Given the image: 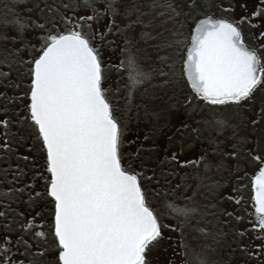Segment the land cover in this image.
Listing matches in <instances>:
<instances>
[{
	"label": "snow or ice",
	"instance_id": "snow-or-ice-1",
	"mask_svg": "<svg viewBox=\"0 0 264 264\" xmlns=\"http://www.w3.org/2000/svg\"><path fill=\"white\" fill-rule=\"evenodd\" d=\"M84 3L92 14L81 16V20L101 18L100 10L91 0ZM240 6L247 10L245 0H241ZM150 7L167 9L168 19L178 25L173 33L177 35L185 29L188 15L203 9L204 0H164V3L152 0ZM107 9L116 14L113 0H109ZM252 15H264V10L253 9ZM244 19L247 17L233 22L207 16L190 26L181 74L194 97L207 105H232L239 109L254 104L257 91L264 92V60L243 39L239 24ZM141 22L138 16L133 23ZM16 23L23 32L26 25L19 20ZM259 36L264 39V32ZM95 38V33L89 36L81 25L49 32L32 56L28 70L30 82L25 93L28 114L24 120L44 154L43 170L48 175L43 177L46 180L43 195L53 204L56 264H148L147 254L166 238L164 229L171 225L161 222L149 202L142 174L125 166L121 150L124 130L104 87L101 52ZM103 38L101 34L99 39ZM181 43L176 40L167 47L179 48ZM121 66L128 73L126 87L131 103L132 93L151 74L144 72L132 55ZM168 67L171 70V65ZM159 71L165 74L162 69ZM261 122H264V98L259 111H253L249 119L252 125ZM0 123L7 127L10 122L0 120ZM217 123L223 125L224 121ZM255 159L264 163V157ZM252 188L255 222L259 231L264 232V167L254 176ZM168 207L185 218L194 211L173 204Z\"/></svg>",
	"mask_w": 264,
	"mask_h": 264
},
{
	"label": "flooded vegetation",
	"instance_id": "flooded-vegetation-1",
	"mask_svg": "<svg viewBox=\"0 0 264 264\" xmlns=\"http://www.w3.org/2000/svg\"><path fill=\"white\" fill-rule=\"evenodd\" d=\"M214 1L217 9L211 13L215 19L237 22L247 17L239 24L243 39L264 60V39L259 36L264 32V15H252L253 9L264 10V0H245L246 11L240 6L241 0ZM230 8L234 10L227 11ZM91 14L84 7L65 12L66 27L59 26L58 32L81 25L89 36L95 33L97 46L102 42L100 35L107 34V27L102 25L108 22L80 19ZM3 35L8 45L0 54L16 49L17 69L29 70L28 51L17 44L31 37L26 32ZM22 45L29 48L32 42ZM178 68L176 84H168L171 80L166 78L168 81L162 80L164 84L155 91L151 142L147 126L123 128L125 166L142 174L149 202L161 222L171 225L164 229L166 238L147 254L148 264H264V232L256 225L252 199L253 178L264 167L255 159L264 157V122L249 123L253 111H259L264 92L257 91L255 103L239 109L207 105L194 97L181 74L182 63ZM23 78L19 83L23 89L15 87L20 79L0 80V120L10 122L7 127L0 123V264H56L53 204L43 195V177L48 174L43 170L41 144L29 134L31 129L24 120L30 76ZM104 87L112 92L111 80L104 79ZM114 114L120 118L117 111ZM147 148L151 149L150 162L144 161L143 150ZM169 204L194 211L185 218L176 215ZM37 232L45 235L37 236ZM199 246L207 250L201 249V256L192 254Z\"/></svg>",
	"mask_w": 264,
	"mask_h": 264
},
{
	"label": "rangeland",
	"instance_id": "rangeland-1",
	"mask_svg": "<svg viewBox=\"0 0 264 264\" xmlns=\"http://www.w3.org/2000/svg\"><path fill=\"white\" fill-rule=\"evenodd\" d=\"M205 1L208 12L213 11L215 13L216 2L214 0ZM108 2L109 0H91V3L100 10L101 18L97 21L108 22L107 34L102 42L97 44L101 52L105 81L111 80L110 90L112 92L107 89L108 96L115 111L120 116L121 127L126 129L128 127L147 126V129L150 130L149 136H147L150 143L155 116L154 110H156L155 91H157L158 85L164 84L162 80L168 81L166 78L171 80L168 84H176L174 80H178V65L182 61L183 51L187 45L190 23L188 21L184 31L173 35L178 25L168 19L165 8L153 9L150 7V0H113L115 15L112 14V10L107 9ZM0 5V49H4L8 45L3 32L18 34L26 32L31 38L20 39L17 45L26 48L30 59L42 46L44 36L49 32H58L59 26L66 27L65 12L77 10L80 7L91 10L84 3V0H0ZM17 5H21L19 9L16 7ZM104 10L105 12H103ZM198 11L200 12L201 9ZM138 16L142 22L133 23ZM189 19L192 22L196 18ZM18 20L26 25L23 32L19 30L16 23ZM113 20L115 21L114 24L111 23ZM41 24L44 25V28L39 27ZM97 30H100L99 25H97ZM176 40L182 42L179 48L167 47L168 43H174ZM29 41L32 42L29 48L22 45L23 42L27 44ZM158 50H162L164 53L161 51L159 54L157 53ZM129 55L135 56L143 71L151 74V78L139 85L132 93L131 103H129L128 88L126 87L128 73L126 68L121 66V63L126 61ZM18 56L16 49L8 55L0 54V80L20 79L19 84L24 80L23 77L27 76V69H17ZM4 59L6 61H2ZM8 64H11L10 68L8 70L3 69ZM168 65H171V70ZM161 69L165 73L164 75L160 74L159 70ZM173 72L175 75H172ZM23 87L22 85L19 86L20 89ZM143 151L146 153L144 161L150 162L152 158L151 149L147 148ZM201 249L207 250V248L199 246L192 254L201 256L199 253ZM210 251L211 249L208 248L207 252Z\"/></svg>",
	"mask_w": 264,
	"mask_h": 264
},
{
	"label": "trees",
	"instance_id": "trees-1",
	"mask_svg": "<svg viewBox=\"0 0 264 264\" xmlns=\"http://www.w3.org/2000/svg\"><path fill=\"white\" fill-rule=\"evenodd\" d=\"M150 1H151V4H152V0H150ZM160 1H161V0H160ZM163 1H164V0H163ZM163 1H161V3H163ZM158 9H159V8H158ZM160 9H161V8H160ZM165 9H166V8H165ZM165 11L167 12L166 15H169L167 9H166ZM206 12H208V8H207L206 1L204 0V7H203V9H201L200 12H199L198 9H197L195 12H192L191 14H189L185 26L188 24V21H189L190 24H193V23H194V20H192V22H191L189 18H193V19H194V18L200 17V16H202L203 14H205ZM180 19L183 20L184 18L181 17ZM185 29H186V28H185ZM185 29H184V30H185ZM184 30H183V31H184ZM169 31H170V30H169ZM161 51H162V50H158L157 53L160 54ZM162 52H163V51H162ZM163 53H164V52H163Z\"/></svg>",
	"mask_w": 264,
	"mask_h": 264
},
{
	"label": "water",
	"instance_id": "water-1",
	"mask_svg": "<svg viewBox=\"0 0 264 264\" xmlns=\"http://www.w3.org/2000/svg\"><path fill=\"white\" fill-rule=\"evenodd\" d=\"M202 19H204V18H202ZM185 55H186V51H185ZM186 78V77H185ZM187 80V79H186Z\"/></svg>",
	"mask_w": 264,
	"mask_h": 264
}]
</instances>
